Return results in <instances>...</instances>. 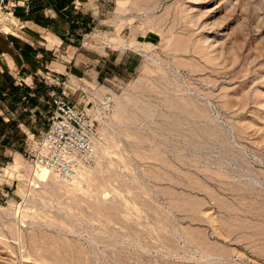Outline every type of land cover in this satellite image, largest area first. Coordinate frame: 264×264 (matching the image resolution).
Listing matches in <instances>:
<instances>
[{"label": "rangeland", "instance_id": "374dc122", "mask_svg": "<svg viewBox=\"0 0 264 264\" xmlns=\"http://www.w3.org/2000/svg\"><path fill=\"white\" fill-rule=\"evenodd\" d=\"M82 1L96 162L39 179L49 108L0 135V264H264V0Z\"/></svg>", "mask_w": 264, "mask_h": 264}, {"label": "crops", "instance_id": "0c3cea01", "mask_svg": "<svg viewBox=\"0 0 264 264\" xmlns=\"http://www.w3.org/2000/svg\"><path fill=\"white\" fill-rule=\"evenodd\" d=\"M82 5V0H19L8 6L0 23L2 138L24 126L26 114L50 111L51 97L61 92L58 82L66 75L101 74L100 59L80 50L78 36L89 32L94 20Z\"/></svg>", "mask_w": 264, "mask_h": 264}, {"label": "built area", "instance_id": "2783aa9c", "mask_svg": "<svg viewBox=\"0 0 264 264\" xmlns=\"http://www.w3.org/2000/svg\"><path fill=\"white\" fill-rule=\"evenodd\" d=\"M18 2L0 0V19L9 5L15 7ZM100 106L104 113H110L113 96L105 95ZM50 107L47 127L37 135H28L24 155L32 165L72 180L96 162L99 121L82 111L64 91L52 95Z\"/></svg>", "mask_w": 264, "mask_h": 264}, {"label": "bare ground", "instance_id": "6f19581e", "mask_svg": "<svg viewBox=\"0 0 264 264\" xmlns=\"http://www.w3.org/2000/svg\"><path fill=\"white\" fill-rule=\"evenodd\" d=\"M97 111V114H99V111L98 110H96ZM93 115H95V116H97L96 115V113H92ZM83 171V170H82ZM81 171V172H82ZM80 172V173H81ZM80 173H79V175H80ZM51 172L48 170V169H45V168H41L40 170H38V172H37V175H38V177H39V179L41 180V181H45V180H48L49 178H50V176H51Z\"/></svg>", "mask_w": 264, "mask_h": 264}, {"label": "trees", "instance_id": "16d2710c", "mask_svg": "<svg viewBox=\"0 0 264 264\" xmlns=\"http://www.w3.org/2000/svg\"><path fill=\"white\" fill-rule=\"evenodd\" d=\"M15 130H16V128H15ZM16 133H17V130L14 132V136L16 135Z\"/></svg>", "mask_w": 264, "mask_h": 264}]
</instances>
